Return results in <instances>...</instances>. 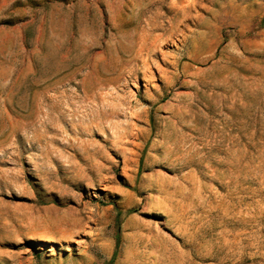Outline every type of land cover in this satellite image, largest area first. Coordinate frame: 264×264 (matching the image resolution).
Returning a JSON list of instances; mask_svg holds the SVG:
<instances>
[{
    "label": "rangeland",
    "instance_id": "1",
    "mask_svg": "<svg viewBox=\"0 0 264 264\" xmlns=\"http://www.w3.org/2000/svg\"><path fill=\"white\" fill-rule=\"evenodd\" d=\"M0 264H264V0H0Z\"/></svg>",
    "mask_w": 264,
    "mask_h": 264
}]
</instances>
